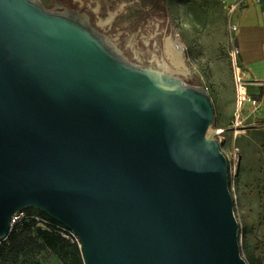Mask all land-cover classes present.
<instances>
[{
    "label": "water",
    "instance_id": "1",
    "mask_svg": "<svg viewBox=\"0 0 264 264\" xmlns=\"http://www.w3.org/2000/svg\"><path fill=\"white\" fill-rule=\"evenodd\" d=\"M48 4L0 0V240L30 207L85 264H249L207 91Z\"/></svg>",
    "mask_w": 264,
    "mask_h": 264
},
{
    "label": "rangeland",
    "instance_id": "2",
    "mask_svg": "<svg viewBox=\"0 0 264 264\" xmlns=\"http://www.w3.org/2000/svg\"><path fill=\"white\" fill-rule=\"evenodd\" d=\"M59 1L88 13L92 24L131 62L167 73L176 71L188 85L207 91L215 108L213 130H219L220 149L228 164L234 159L238 164L236 175L229 176V186L240 226L241 253L249 264H264V125L256 130L246 121L245 132L238 136L232 127L239 109L228 31L231 0H177L176 6L168 5V15L151 5V0H135L134 5L126 0L127 6L123 0ZM106 20L111 21L110 28L102 25ZM169 39L185 47L181 67L167 53ZM212 42L219 44L218 54L209 51ZM232 90L236 106L231 102ZM240 114L243 119L248 115L245 109ZM0 248L5 252L0 264H64L44 247L33 227L24 226L14 244L0 242Z\"/></svg>",
    "mask_w": 264,
    "mask_h": 264
},
{
    "label": "crops",
    "instance_id": "3",
    "mask_svg": "<svg viewBox=\"0 0 264 264\" xmlns=\"http://www.w3.org/2000/svg\"><path fill=\"white\" fill-rule=\"evenodd\" d=\"M123 1L127 6L128 2ZM176 1L170 0L169 8L176 6ZM129 4L134 5L135 0H130ZM236 20L238 31L235 44L240 50L238 67L245 83L244 89L249 97L259 102L257 109L249 102L243 107L248 114L244 117L245 122L253 128L254 124L264 125V0L260 3L250 0L248 7L238 12ZM110 24L111 21L106 20L102 25L110 28ZM219 47L218 43L212 42L209 51L213 55L218 54ZM230 97L232 105L236 106L234 90Z\"/></svg>",
    "mask_w": 264,
    "mask_h": 264
},
{
    "label": "built area",
    "instance_id": "4",
    "mask_svg": "<svg viewBox=\"0 0 264 264\" xmlns=\"http://www.w3.org/2000/svg\"><path fill=\"white\" fill-rule=\"evenodd\" d=\"M256 3H260L261 0H253ZM250 0H231L228 5H227V9H228V31L231 37V42H232V51H231V57H232V62L234 65V69H235V82H236V88H237V107L239 109L238 114L235 117V120L233 121V129L235 131V134L237 135V133L239 131H244L242 129H245V119H243L241 117V111L244 107V105L249 102L252 104L254 109H257L259 107V102L256 99H252L251 97L248 96V94L246 93L244 87H245V83L243 81V77L241 74V71L238 67V57L240 54V50L239 48L236 46L235 41H236V34L238 31V24H237V20H236V16L238 14V12H240L241 10H243L244 8L248 7ZM243 88V91L241 90ZM258 124H254L253 128L257 129L258 128ZM237 168H238V164L236 162V160L234 159V162H230L228 164V174L229 176H233L236 175L237 173ZM25 218H33L36 219L38 221V224L41 225L44 228H49V229H55V231L57 233H59L63 238L69 240L71 243H77L80 247H82L81 245V241L79 239V237L70 229L66 228L65 226L60 227V226H54V224H52L49 220L47 219H43L40 218L36 215L34 216H25V214L23 212L18 213L17 215H15L12 219V230L14 229L15 226L20 225L21 222L23 221V219ZM11 230V232H12ZM8 238V237H7ZM7 238L3 239L4 241L7 240Z\"/></svg>",
    "mask_w": 264,
    "mask_h": 264
},
{
    "label": "trees",
    "instance_id": "5",
    "mask_svg": "<svg viewBox=\"0 0 264 264\" xmlns=\"http://www.w3.org/2000/svg\"><path fill=\"white\" fill-rule=\"evenodd\" d=\"M170 0H151V5L155 6L157 10L168 15V5ZM26 216H38L43 219L49 220L54 226L63 227L60 223L53 220L40 210H33V208H26L23 210ZM22 211V212H23ZM37 211V212H34ZM33 227L37 237H39L44 244V247L53 251L59 256L64 264H85L83 249L77 243H71L69 240L63 238L55 229L44 228L38 224V221L33 218H25L20 225L14 227L7 240H0L6 244H14L16 242V235L19 234L23 227ZM4 248H0V258L4 255Z\"/></svg>",
    "mask_w": 264,
    "mask_h": 264
},
{
    "label": "bare ground",
    "instance_id": "6",
    "mask_svg": "<svg viewBox=\"0 0 264 264\" xmlns=\"http://www.w3.org/2000/svg\"><path fill=\"white\" fill-rule=\"evenodd\" d=\"M166 49H167V53L169 55H172V60L174 62V64L177 66V67H181L183 65V53L185 51V47L182 46V44H180V42H176L175 40H168L167 41V46H166ZM175 56V57H174ZM169 74H173L175 76H177L178 72L176 71H173V72H168ZM243 91V88L241 89ZM224 130H220V133H223ZM239 134H242V131H239L237 133V136Z\"/></svg>",
    "mask_w": 264,
    "mask_h": 264
},
{
    "label": "flooded vegetation",
    "instance_id": "7",
    "mask_svg": "<svg viewBox=\"0 0 264 264\" xmlns=\"http://www.w3.org/2000/svg\"><path fill=\"white\" fill-rule=\"evenodd\" d=\"M42 1H47L49 4L47 6H51V5H56L58 8H64L66 10L70 9L69 7H67L66 5H64L61 1L59 0H42Z\"/></svg>",
    "mask_w": 264,
    "mask_h": 264
}]
</instances>
